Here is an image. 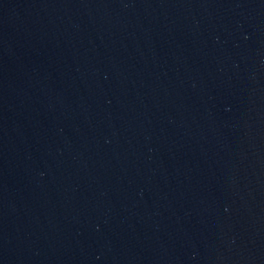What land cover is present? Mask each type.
<instances>
[{"label": "water", "instance_id": "obj_1", "mask_svg": "<svg viewBox=\"0 0 264 264\" xmlns=\"http://www.w3.org/2000/svg\"><path fill=\"white\" fill-rule=\"evenodd\" d=\"M0 264H264V0H0Z\"/></svg>", "mask_w": 264, "mask_h": 264}]
</instances>
